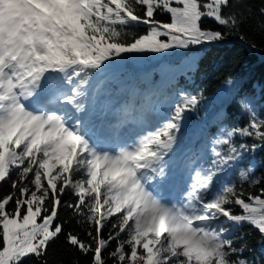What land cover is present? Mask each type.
<instances>
[{
  "label": "snow or ice",
  "instance_id": "6c2138e0",
  "mask_svg": "<svg viewBox=\"0 0 264 264\" xmlns=\"http://www.w3.org/2000/svg\"><path fill=\"white\" fill-rule=\"evenodd\" d=\"M250 15L233 0H0V182L11 188L0 195V264H48L62 235L90 264H254L241 258L244 236L232 233L250 224L264 243V187H242L264 177L251 163L236 181L224 177L264 147V104L238 95L248 124L218 128L212 166L189 161L187 179L172 158L184 113L202 93H180L152 130L118 145L101 139L88 105L123 70L124 54L186 56L230 34L244 40ZM139 25L143 34L126 30ZM237 136L258 143L237 145ZM178 185L179 196L166 194ZM62 209L80 231H65Z\"/></svg>",
  "mask_w": 264,
  "mask_h": 264
},
{
  "label": "trees",
  "instance_id": "16d2710c",
  "mask_svg": "<svg viewBox=\"0 0 264 264\" xmlns=\"http://www.w3.org/2000/svg\"><path fill=\"white\" fill-rule=\"evenodd\" d=\"M234 8L251 10V15L242 33L230 34L223 41L194 47L186 56L173 54L171 50L161 53L124 54L128 57L123 64V70L110 82L105 84L96 95L98 102L97 115L106 116L114 124L134 123L152 130L163 116V111L170 105L181 102L180 93L197 95L202 93L199 103L184 113L179 137V148L172 158V167L178 177H188L184 167L189 161L204 163L211 167V157L208 149L218 128L243 127L248 124L249 116L237 103L238 95L255 96L257 107L264 104V16L259 9L264 7V0H233ZM156 19L169 22L167 13H157ZM204 26L217 28L216 23L206 18ZM130 33L143 34L146 26L139 25L126 29ZM223 31V29H221ZM194 57V59H193ZM231 78L232 85L225 81ZM160 94L158 102H150L149 94ZM223 111L221 118L214 116ZM121 121H124L121 123ZM234 142L251 145L258 143L250 138L236 137ZM205 157L204 161L198 158ZM254 166V176L264 177V147L255 152H245L241 159L228 169L224 179L236 181L238 170ZM258 193L264 182L250 188L248 182L242 185ZM11 190L10 183L0 182V195ZM71 211L62 209L59 216L66 221L65 231H80L71 218ZM225 227L231 228L230 224ZM235 238L244 236V242L249 251L241 258L253 261L254 264H264V243L261 234L250 224H243L234 229ZM239 246V244H237ZM48 264H90V256L83 255L77 249L66 243L64 236L49 245L47 253ZM25 264H38L35 257L25 260Z\"/></svg>",
  "mask_w": 264,
  "mask_h": 264
},
{
  "label": "rangeland",
  "instance_id": "374dc122",
  "mask_svg": "<svg viewBox=\"0 0 264 264\" xmlns=\"http://www.w3.org/2000/svg\"><path fill=\"white\" fill-rule=\"evenodd\" d=\"M156 95H154L153 93H150L149 101L151 102L152 96L156 97V99L160 97L159 94H156ZM170 109H171L170 105L167 106L166 109L163 111V116L170 114L171 113ZM222 113H223V111L221 110L214 117L215 118H221L223 115ZM92 123L95 126V130L100 135L101 139L107 140L111 144L121 143L125 140L134 138L135 136L142 135L144 133L141 130V127H138L136 125L126 124L123 127H116V126H112L113 125L112 123L104 122V121H102V119H98L97 117L95 119L94 115L92 118ZM200 161H203V160H200ZM185 179H187V178H185ZM181 186L182 185H178L175 188L169 189L166 194L171 195V196H179Z\"/></svg>",
  "mask_w": 264,
  "mask_h": 264
}]
</instances>
